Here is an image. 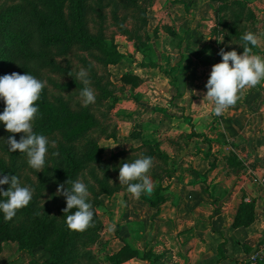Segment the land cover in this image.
<instances>
[{
    "label": "rangeland",
    "instance_id": "rangeland-1",
    "mask_svg": "<svg viewBox=\"0 0 264 264\" xmlns=\"http://www.w3.org/2000/svg\"><path fill=\"white\" fill-rule=\"evenodd\" d=\"M19 1L0 0V8ZM86 4L89 6L86 26L100 39L105 50H85L76 44L68 50L51 46L50 59H54L55 64L41 66L35 77L46 81L49 101L61 99L76 109L82 104L80 89L76 86L64 89L63 85L74 81L85 87L75 77L82 68L88 71L89 87L95 94L90 111L97 127L74 143V153L76 158L82 157L85 143L94 140L102 149V160L86 163L73 180H82L87 185L90 193L87 202L92 204L95 215L86 230L69 229L67 240L57 249L54 242L66 226L65 200L56 195L58 185L65 183L58 179L55 171L60 165V146L65 143L62 131L55 130L46 135L50 142H56V147L49 144L41 172L29 166L26 153L17 150L10 163L12 152H7L6 163L10 164L12 175L19 178L21 186H30L34 191L29 205L18 210L12 220H6L10 229H15L18 234L7 238L0 236V264H30L31 259L40 264L49 260V264H116L109 261L110 252L127 244L125 236L138 244L140 241H136L130 231L137 234L158 211L144 199L147 194L142 193L134 199L127 192V186L120 184L121 162L149 154L148 145H140V139H132L129 134L163 135V127L143 129V125L151 119L156 122L159 116L155 113L156 108L175 104L174 87L186 85L188 68L192 64L200 62L212 67L222 62L221 48L243 54L241 37L247 32L257 35L260 46H264V0H87ZM180 22L195 27L193 35L190 34L193 44L178 49L174 31ZM185 33L189 34L188 31ZM223 38V43L217 41ZM138 45L143 51L135 48ZM260 46L248 45L254 54L264 57V49ZM197 49H208L205 55L211 63L201 56L194 57L199 53ZM144 59L151 62L142 74L146 82L142 79L136 88L123 83L120 80L122 73L136 71ZM180 66L184 69L182 74L178 70ZM211 69L205 74L202 70L194 77L198 85L205 86ZM149 77L154 81L147 82ZM101 89L109 93L107 98L100 100ZM38 123L35 119L34 130ZM23 135L20 133L18 137L21 139ZM157 167L153 161L148 173L154 188L158 182L163 185L166 179L163 172H157ZM151 196H155L154 193ZM3 200L0 196V201ZM140 216L144 217V223H140ZM40 223L47 226L41 230ZM26 234L29 236L28 251L20 248Z\"/></svg>",
    "mask_w": 264,
    "mask_h": 264
},
{
    "label": "crops",
    "instance_id": "crops-1",
    "mask_svg": "<svg viewBox=\"0 0 264 264\" xmlns=\"http://www.w3.org/2000/svg\"><path fill=\"white\" fill-rule=\"evenodd\" d=\"M194 27L177 25L178 49L193 44ZM207 50L197 49L194 57L211 63ZM201 65L192 64L186 85L174 87L175 104L156 108V122L144 123L143 129L163 127L162 136H128L140 145L157 143L166 157L153 161L166 179L157 183L163 188L157 213L137 234L130 231L140 242L125 236L138 256L119 264H264L251 259L254 251L264 250V81L245 89L236 105L217 116L213 104L203 101L206 84L194 80L212 68ZM137 68L129 72L146 82L142 74L149 66Z\"/></svg>",
    "mask_w": 264,
    "mask_h": 264
},
{
    "label": "trees",
    "instance_id": "trees-1",
    "mask_svg": "<svg viewBox=\"0 0 264 264\" xmlns=\"http://www.w3.org/2000/svg\"><path fill=\"white\" fill-rule=\"evenodd\" d=\"M87 0H21L17 3L6 5L0 8V77L18 72L20 74L29 73L33 76L38 74L39 68L44 65L55 64L54 59H50L51 46H62L68 50L73 44L81 46L85 50L103 49L99 38L91 34L86 26L89 6ZM141 46L144 44L140 43ZM135 47L143 51V47ZM114 53V51L112 52ZM145 60L141 63L144 66L151 65V62ZM115 61H109L114 63ZM120 80L125 84L138 86L142 78L134 73L125 72L120 76ZM76 86L80 91L84 88L82 84L70 81L63 85L64 89H70ZM74 89V87H73ZM107 92L100 90V100L107 98ZM91 105V104H90ZM90 105L87 107L78 106L72 109L70 105L61 99L51 102L47 98V92L43 89L40 99L37 101L39 112L37 121L39 122L34 130L38 135H49L55 130H61L65 143L60 146V165L55 169L58 179L61 181L73 180L77 172L84 168L89 161L98 162L102 160V149L94 140H88L82 151V157L76 158L74 153V143L83 138L90 130L97 127V121L90 111ZM5 104L0 100V113L3 112ZM15 135L17 141L20 140L18 134H11L5 130L0 123V178L4 175H12L10 164L6 163V155L10 153L7 138ZM144 145H148L149 154L152 159L155 156L165 158L166 155L158 150L156 142L144 140ZM8 152V153H7ZM17 152V151H16ZM15 152L10 155L9 162H13ZM115 156V155H113ZM63 166V167H61ZM7 190L10 185H3ZM70 188L71 185H68ZM67 188V185H66ZM163 188L160 185L155 186L154 195H144V199L151 206L159 208L163 200L159 191ZM3 197V196H1ZM4 198V197H3ZM66 204V198L63 197ZM5 199V198H4ZM67 206V205H66ZM75 211V209L73 210ZM64 213L65 218L67 215ZM37 221V218H33ZM41 224V230L47 225ZM69 228L67 225L63 228L55 246L59 249L67 240ZM17 235L15 229H10L9 224L3 218L0 212V236L3 238ZM29 236L26 234L22 239L21 250L28 251ZM147 255V254H146ZM138 253L128 244L122 245L117 252L109 255V261L119 264L130 258L137 257ZM50 260L41 264H49ZM30 264H40L35 259L30 260ZM58 264V263H57Z\"/></svg>",
    "mask_w": 264,
    "mask_h": 264
},
{
    "label": "clouds",
    "instance_id": "clouds-1",
    "mask_svg": "<svg viewBox=\"0 0 264 264\" xmlns=\"http://www.w3.org/2000/svg\"><path fill=\"white\" fill-rule=\"evenodd\" d=\"M223 40L224 38L217 41L223 43ZM241 40L244 42L241 45L243 54L236 50L220 49L222 62L212 66L206 83L207 92L203 101L213 104V112L217 116L223 115L227 109L236 105L245 89H251L264 81V57L254 54L252 48L248 47L249 44L253 47L259 46L258 36L247 32ZM88 75V71L82 68L75 77L85 85L79 93L84 107L95 103V94L89 87ZM45 86L46 81H41L29 73L13 72L0 77V100L5 104L3 112L0 113V123L8 133L24 134L19 141L15 135L7 138L9 151L26 153L29 166L37 172L43 171L49 144L56 147L55 141L50 142L46 136L36 134L33 129V122L39 112L37 101ZM152 166L151 156H140L119 165L120 184L127 186V192L134 199H138L142 193H153L154 183L148 175ZM65 183L58 185L56 195L66 198L67 206L63 212L72 213L67 215L66 225L72 231H84L91 226L95 215L92 204L87 202L90 195L87 185L79 179H69ZM3 185L10 187L7 190L0 187V196L5 198L0 201V211L3 212L5 220H12L18 210L29 205L34 190L30 186H21L16 175H4L0 178V186Z\"/></svg>",
    "mask_w": 264,
    "mask_h": 264
},
{
    "label": "built area",
    "instance_id": "built-area-1",
    "mask_svg": "<svg viewBox=\"0 0 264 264\" xmlns=\"http://www.w3.org/2000/svg\"><path fill=\"white\" fill-rule=\"evenodd\" d=\"M252 260H258V261H263L264 260V250L260 249V250H256L254 251V253L251 256Z\"/></svg>",
    "mask_w": 264,
    "mask_h": 264
}]
</instances>
